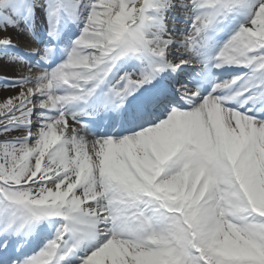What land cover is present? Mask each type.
Returning a JSON list of instances; mask_svg holds the SVG:
<instances>
[{
	"label": "snow or ice",
	"instance_id": "6c2138e0",
	"mask_svg": "<svg viewBox=\"0 0 264 264\" xmlns=\"http://www.w3.org/2000/svg\"><path fill=\"white\" fill-rule=\"evenodd\" d=\"M0 85V264H264V0H0Z\"/></svg>",
	"mask_w": 264,
	"mask_h": 264
},
{
	"label": "rangeland",
	"instance_id": "374dc122",
	"mask_svg": "<svg viewBox=\"0 0 264 264\" xmlns=\"http://www.w3.org/2000/svg\"><path fill=\"white\" fill-rule=\"evenodd\" d=\"M169 16L171 17V19L168 22L171 23L172 19H174L176 21V24H177V30H179V27L181 26V24L186 25V23H187L184 20L183 16L179 15L178 13H169ZM73 26L74 27H70V29L68 30L70 32L67 31L65 33L64 38H62V35L60 34V36L58 38V41H56L57 51H58L57 53H59V51H60L64 55V57L61 60H65L66 59V55L64 54L65 53L64 51H65V49L66 50L70 49V47L72 46V42L80 35V31H81V28H82L83 25H82V23L81 24H76L75 23V24H73ZM75 28L77 29L76 33L73 36H70V34H72L74 32ZM39 30H40V32H39L38 37H40V38L42 37V38L45 39L47 36L45 35L44 25L41 22L39 24V21H38L34 31H39ZM9 32L12 35L15 31L13 29H9ZM43 33H44V35H43ZM23 37H27V36L24 35ZM65 37H66V39H65ZM70 37L71 38L74 37V39L69 44V43H67V38H70ZM19 49H20V47H18V48L16 47L14 49V51H16L18 54H20L21 51ZM30 56H31L32 62H35V57H33L32 55H30ZM28 58H29V56L25 57L26 60ZM61 60L60 59L57 60L56 64H59V62ZM55 65H53V66H55ZM8 75L11 76V73H9ZM217 80L221 81V79H219V78ZM208 88H209V85H208V87L206 89H208ZM206 89L204 90V94L205 95L207 94ZM8 94H9L8 92L3 90V85H0V95H8ZM54 221H55V226H56V223L60 222L59 218H55Z\"/></svg>",
	"mask_w": 264,
	"mask_h": 264
},
{
	"label": "bare ground",
	"instance_id": "6f19581e",
	"mask_svg": "<svg viewBox=\"0 0 264 264\" xmlns=\"http://www.w3.org/2000/svg\"><path fill=\"white\" fill-rule=\"evenodd\" d=\"M73 24H75V23H70V24H68L66 27H63L62 30H61V32H60V34L63 36L64 33L70 29V27H74ZM74 31H77V29L75 28ZM73 34H74V33H73ZM223 35H227V34H226V33H225V34H221V35H220V38H221ZM12 36H13V39H14V40L18 41V46H19L20 48L23 49L22 52H24V50H26V48L29 47V46H33V45L38 46V44H40V43H38L37 39L30 40V39L27 38V37H23V36H24L23 34H18V33H16V32H14V33L12 34ZM59 36H60V35H59ZM71 40H72V39H71ZM46 41H47V40H44L43 42H41V45H43ZM69 42H70V40H69ZM217 42H218L219 44H222V43H223V40H217ZM53 60H54V59H53ZM53 60H52L51 62H53ZM233 68H234V67H233ZM221 69H224V68H221ZM234 69H235V70H238V68H234ZM240 69H241V68H240ZM191 71H192V70H191ZM191 71H190V69L187 70V76H188L189 78L192 77V75H191ZM244 71H245V70H243V71H239V72H237V73H234V75H233L232 77H231V76H230V77H227L226 79H224V80H222V81L230 80V79H232L234 76H237V75H239L241 72H244ZM214 75H215V74H214ZM187 76L185 77V79H187ZM215 77H216V76H215ZM41 230H43V234H44V235H47L48 233H50L52 230H54L53 227H52V222L47 221V222H43L42 224H39L38 227L36 228V232H41Z\"/></svg>",
	"mask_w": 264,
	"mask_h": 264
}]
</instances>
